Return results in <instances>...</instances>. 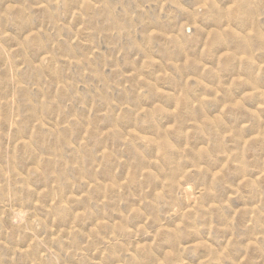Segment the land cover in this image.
<instances>
[{
	"label": "rangeland",
	"instance_id": "1",
	"mask_svg": "<svg viewBox=\"0 0 264 264\" xmlns=\"http://www.w3.org/2000/svg\"><path fill=\"white\" fill-rule=\"evenodd\" d=\"M0 264H264V0H0Z\"/></svg>",
	"mask_w": 264,
	"mask_h": 264
}]
</instances>
